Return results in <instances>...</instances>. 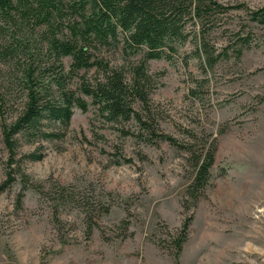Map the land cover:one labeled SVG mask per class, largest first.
Listing matches in <instances>:
<instances>
[{
  "label": "rangeland",
  "instance_id": "obj_1",
  "mask_svg": "<svg viewBox=\"0 0 264 264\" xmlns=\"http://www.w3.org/2000/svg\"><path fill=\"white\" fill-rule=\"evenodd\" d=\"M213 1L222 8L189 19L170 59L144 63L145 96L129 94L126 118L84 94L101 71L71 72L44 29L0 14V186L13 179L0 191V264H264V25L250 19L264 0ZM199 37L217 55L211 67ZM94 56L126 86L142 64L120 46ZM60 85L85 110L75 106L67 127L44 119L10 137L9 152L5 132L31 90L58 103ZM209 144L210 179L194 200Z\"/></svg>",
  "mask_w": 264,
  "mask_h": 264
},
{
  "label": "trees",
  "instance_id": "obj_2",
  "mask_svg": "<svg viewBox=\"0 0 264 264\" xmlns=\"http://www.w3.org/2000/svg\"><path fill=\"white\" fill-rule=\"evenodd\" d=\"M221 8L213 0H0V14L10 21L17 19L21 24L44 29L41 36L45 39L47 52L58 62L62 58H70L71 72L96 68L104 74V78L95 80L83 92L112 118L129 116L130 110L125 105L129 94L144 99V63L170 59L177 52V46L187 40L188 20L202 23ZM250 19L264 25V7L251 12ZM118 46L124 52L142 53V66L135 69L129 86L123 83L118 72L103 66L94 56V51L101 47L110 49ZM196 50L206 65L211 67L215 63L217 55H213L203 38L199 37ZM237 52L240 55L241 50ZM60 89L58 103L42 101L31 90L24 110L5 132L4 143L9 152H13L14 147L10 137L20 135L23 138V135L34 133L44 119L67 127L75 106L85 110L84 102L74 99L62 85ZM54 136L42 133L41 137L47 140ZM215 150V145L209 144L195 159V173L188 187V195L194 200L209 182ZM27 157L31 161L41 158L35 155ZM6 175L0 191L13 181L9 172ZM188 221L183 224V229H186ZM181 244L182 238H178V251Z\"/></svg>",
  "mask_w": 264,
  "mask_h": 264
}]
</instances>
